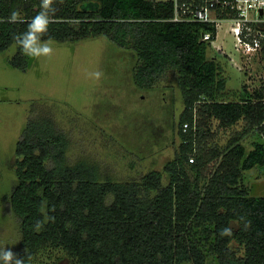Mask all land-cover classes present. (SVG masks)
<instances>
[{
	"label": "trees",
	"instance_id": "1",
	"mask_svg": "<svg viewBox=\"0 0 264 264\" xmlns=\"http://www.w3.org/2000/svg\"><path fill=\"white\" fill-rule=\"evenodd\" d=\"M63 0L48 34L58 42L105 37L135 54L133 84L159 86L176 75L183 104L174 154L161 169L119 178L111 167L81 151L51 107L35 104L15 142L18 183L9 196L20 223L24 264L45 249L64 252L74 264H264V196L249 194L243 172L264 166V88L227 91L222 64L201 40L207 26L173 22L170 1ZM40 0H0V52L16 45ZM19 9L24 23L7 17ZM11 67L25 70L19 47ZM230 128L243 121L227 143L207 146L212 121ZM189 127L182 130L183 123ZM252 133L249 145L240 139ZM211 136V135H210ZM193 157V161L189 159ZM212 164V165H211ZM55 218L36 231L41 201ZM54 209V210H53ZM251 221L245 230L239 217ZM224 227L231 237H221ZM52 252V251H51ZM50 252V253H51Z\"/></svg>",
	"mask_w": 264,
	"mask_h": 264
},
{
	"label": "rangeland",
	"instance_id": "2",
	"mask_svg": "<svg viewBox=\"0 0 264 264\" xmlns=\"http://www.w3.org/2000/svg\"><path fill=\"white\" fill-rule=\"evenodd\" d=\"M53 41L54 55L39 60L26 56L24 71L9 64L16 45L0 52V247L20 248V223L10 208L9 196L18 183L15 142L33 105L52 108L61 127L70 133L71 156L80 151L88 154L110 166L119 178L161 169L172 158L178 140L183 104L173 71L169 70L155 89L141 90L133 84L136 57L131 50L105 37ZM215 44H222L226 53L239 60L232 35L223 36L221 32ZM208 55L222 64L225 90L240 91L247 75L251 77V91L261 86L262 67L255 60L240 69L212 47ZM94 70L103 72L99 82L86 76L87 71ZM216 123L212 121L211 136L204 139L207 146H224L243 127V121L225 129L216 127ZM253 137L250 132L242 134L240 140L248 145ZM243 181L250 195L264 196V167L246 171ZM208 261L214 264L212 257ZM31 264L74 261L62 251L45 249Z\"/></svg>",
	"mask_w": 264,
	"mask_h": 264
},
{
	"label": "built area",
	"instance_id": "3",
	"mask_svg": "<svg viewBox=\"0 0 264 264\" xmlns=\"http://www.w3.org/2000/svg\"><path fill=\"white\" fill-rule=\"evenodd\" d=\"M172 4L170 21L198 23L207 26L200 32L201 40L222 53L238 68L251 60L262 67L264 88V0H168ZM221 32L234 37L238 61L226 53L222 44H215ZM189 127L183 123L182 130ZM264 140V136H262ZM193 161V157L189 159Z\"/></svg>",
	"mask_w": 264,
	"mask_h": 264
},
{
	"label": "clouds",
	"instance_id": "4",
	"mask_svg": "<svg viewBox=\"0 0 264 264\" xmlns=\"http://www.w3.org/2000/svg\"><path fill=\"white\" fill-rule=\"evenodd\" d=\"M59 2L63 3V0H59ZM56 3L57 0H40V10L31 20L27 21L26 30L22 33L13 34V40L23 55L37 60L41 58H51L54 55V41L51 38L45 40L43 37L48 34L49 26L53 22L55 13L57 12V8L54 6ZM6 22L15 24L24 23L25 21L21 11L16 9L10 13ZM86 76L89 79L99 82L103 77V72L100 70L87 71ZM40 212L42 214V219L37 220L33 226L36 231H39L44 224L50 221L54 222L55 220L54 217L49 216L47 213L46 199L41 201ZM239 219L244 229L247 230L251 225V221L245 216H240ZM219 235L221 237H231L232 229L230 227H224L220 230ZM0 264H24V260L18 257L11 249L0 247Z\"/></svg>",
	"mask_w": 264,
	"mask_h": 264
},
{
	"label": "crops",
	"instance_id": "5",
	"mask_svg": "<svg viewBox=\"0 0 264 264\" xmlns=\"http://www.w3.org/2000/svg\"><path fill=\"white\" fill-rule=\"evenodd\" d=\"M246 74H247V73H246ZM246 78H247V81L244 82L243 85L246 86V89H247L248 91H251V87L249 86V83H250V81H251V77H250V75H247ZM241 140H242V138H241ZM243 143H245V142H243ZM245 145H246V143H245ZM248 145H249V143H248ZM255 167H259V166H254V167H252L251 169L246 170V171L253 170ZM260 167H264V166H260ZM246 171L243 172V176H244V173H245ZM256 173H257V172H256ZM256 173H254V175H256ZM258 174H261V172L258 171ZM243 182H244V181H243ZM244 184H245V183H244ZM245 185H246V184H245ZM247 187H248V186H247Z\"/></svg>",
	"mask_w": 264,
	"mask_h": 264
}]
</instances>
